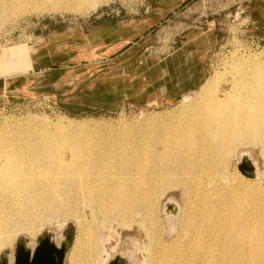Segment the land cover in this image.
<instances>
[{
  "label": "bare ground",
  "instance_id": "6f19581e",
  "mask_svg": "<svg viewBox=\"0 0 264 264\" xmlns=\"http://www.w3.org/2000/svg\"><path fill=\"white\" fill-rule=\"evenodd\" d=\"M83 1L57 2L56 6L80 9ZM230 67L208 76L198 97L185 95L180 110L165 117V125L148 127L141 139L134 138V143L144 142L128 155L114 149L92 152L94 145L87 147L92 133L83 131L86 125H76L65 137L30 134L26 138L30 143L34 137L48 140L42 151L21 148L19 136L25 137L26 132L24 136L7 130L0 135L4 145L0 151V248L16 237L12 229L36 233L43 220L35 214L36 206L45 201L54 212L57 198L63 196L67 216H75L76 196L69 194V188L77 187L85 203L90 207L96 203L97 209L92 208L91 222H80L81 255L70 264H112L118 252L132 254L124 253L118 241L110 250L99 246V232L114 224L126 226L124 234L133 242L138 237L135 233L146 232L151 242H144L143 249L151 260L157 248L152 243L155 235L158 246L170 252L166 264H264V206L254 201L256 196L264 203V149L261 162L253 151V177L242 172L228 180L226 174L230 156L240 145L261 142L264 146V64L255 56L243 55ZM64 146L71 149L69 159L62 152H67ZM178 188L183 189L182 197L175 191ZM163 198L179 201L176 217L162 218ZM167 233L174 238L167 241Z\"/></svg>",
  "mask_w": 264,
  "mask_h": 264
},
{
  "label": "rangeland",
  "instance_id": "374dc122",
  "mask_svg": "<svg viewBox=\"0 0 264 264\" xmlns=\"http://www.w3.org/2000/svg\"><path fill=\"white\" fill-rule=\"evenodd\" d=\"M262 1L182 0L176 2L175 7L171 6L173 7L172 10H167L162 7L161 0H84V6L80 9H77L78 6L69 8L56 6L57 2L70 4L71 0H0V83L8 77L10 81L16 80L19 74L24 73L26 74L21 76H31L32 80L35 81L34 87L27 95L13 93L11 89L14 88V84L9 86L7 92L0 91V135L7 133V130L9 133H22L24 136L28 133L26 134L27 137L21 138L19 136L20 140L18 141H20L21 148L30 151L37 147L36 151H42L48 145V140L34 137V143H30L26 141L30 134L53 133L65 137L71 129L77 128L76 125H86L83 131L88 134L92 133L88 135V138L91 136V139H89L91 141L87 139L89 142L87 147L89 149L93 145L95 147V149L92 147V152L99 150L109 152L114 149L122 152V155L123 153H127L126 155L133 153V148L141 145L144 141L134 143L132 140L134 138L141 139L148 127L165 125L168 122L165 117H172L180 110L183 98L145 106H135L127 102L119 108L88 111L79 114L66 112L61 108L57 96L46 92L45 85L48 81V74L52 71L63 72L68 69L73 71L71 74H81L82 69L86 70L87 67L78 64L85 60L63 58L53 60L52 63L46 64L42 69H40L42 66L37 65L36 72L27 73L33 68L32 58H43V49L48 43L49 35L74 25H83L86 29V27L95 24L96 21L110 19V17L130 21L131 25L135 23L137 24L135 28L138 27L137 20H141L143 24L145 23L144 28L139 26V35L134 36L136 31L132 33L133 38H135L133 40L139 42L142 52L155 54L156 52L161 53V51L164 53L169 52L172 47L176 46L173 42L176 36L185 33H189L190 36H198V34L203 33L208 35L211 44L203 75L202 83H204L212 73L225 72L226 68L229 70L230 65L243 55L255 56L260 63L264 64V35L261 27L253 24L252 18L254 14L256 16L258 13H264V9H262L264 2L262 3ZM257 6H259V9L255 13V7ZM67 51H69L68 48ZM201 87L202 85L197 87L196 93L192 92L190 94H197L196 97H198ZM60 125L62 129H58ZM17 129L22 130V132H17ZM95 131L98 132H96L98 135L94 134ZM259 140L261 139L258 138L257 141L260 142ZM131 141L133 143L130 145ZM86 142L84 139L83 144L88 145V142ZM257 145H240L234 155L230 156V162L226 169L228 180H233L238 173L243 174L239 166L247 167V162H245L247 158L252 162L254 161L253 151H257L258 161H262L264 146L261 142ZM3 146L0 143V151ZM66 146H64L65 149H62H67L68 153L63 150L62 152H65V158L69 159L71 149ZM242 154H247L246 159L242 158ZM262 183L264 185V182ZM247 190L253 191L251 189ZM175 191L177 193L180 191L178 195L182 197V188ZM70 193L71 196H76L75 203L72 205V209L76 212L75 216H67L66 211L68 208L63 202V196L57 198L59 202L55 204L56 211L54 212L50 211L47 201L39 207L36 206L39 209L34 207V212L36 208L35 214L43 218L42 222L35 228L36 233L31 234L26 229H20V227H17L18 230L16 228L12 229L10 233L16 231L17 235L12 242L10 241V243L0 248V264H3L4 261L8 264H14L19 248L34 250L41 240L46 239H50L59 246L69 236L71 241L66 249L64 264H70L74 261V258H77L79 254L81 255L77 240L80 222L84 220L92 221V208L96 210L97 204L92 203L90 207L85 203L77 187L69 188ZM225 194L223 192V196ZM221 195L217 199L218 201H220ZM255 197L254 201L264 206V203ZM165 200L163 198L160 202V215L163 219L168 215L176 217L178 210H180L179 201L167 199L166 202ZM146 226L149 227L148 221ZM39 227L41 228L39 229ZM136 230L134 228L133 231L138 232ZM126 231V226L114 224L113 228L108 226L98 234L101 249L106 248V246L109 249L110 245L116 246L119 242L118 244H122L124 253L132 251L133 255L131 252L128 256L122 252H118L116 257L113 255L112 264H128L129 262V264H166L170 252H166L158 246L155 235L152 237V243L157 248L151 260L149 253L143 249L144 242L146 245L151 242L146 232L142 231L141 235L144 234L142 236L135 233V237L138 236L139 238L137 237V241L133 242L134 238L132 239V237L124 234ZM133 231L132 233H134ZM10 233L6 234L11 235L12 233ZM172 235L167 233L165 239L167 241L173 239L174 234ZM154 239L156 240L154 241ZM164 253H167V255ZM161 257L165 260L162 261ZM155 259L156 261H153ZM68 261L69 263H67Z\"/></svg>",
  "mask_w": 264,
  "mask_h": 264
},
{
  "label": "crops",
  "instance_id": "0c3cea01",
  "mask_svg": "<svg viewBox=\"0 0 264 264\" xmlns=\"http://www.w3.org/2000/svg\"><path fill=\"white\" fill-rule=\"evenodd\" d=\"M181 1L161 0V5L172 10L171 6ZM252 16L253 24L260 26L264 35V13ZM137 21L138 27L144 28L145 23ZM130 23L110 17L86 29L83 25H74L55 31L44 46L43 58H32L33 68L27 73L36 72L37 65L42 69L55 59L85 60L78 63L87 67L81 74H71L70 69L52 71L45 85L47 93L57 96L61 108L73 114L115 109L127 102L135 106L170 102L195 92L203 84L211 50L208 35L185 33L173 39L176 46L169 52L146 54L141 51L139 42L133 40L139 35L140 27L135 28L137 24ZM25 74L11 81L9 77H1L5 80L0 83V91L5 93L14 84L13 93L29 94L35 81L31 76H21Z\"/></svg>",
  "mask_w": 264,
  "mask_h": 264
},
{
  "label": "water",
  "instance_id": "95a60500",
  "mask_svg": "<svg viewBox=\"0 0 264 264\" xmlns=\"http://www.w3.org/2000/svg\"><path fill=\"white\" fill-rule=\"evenodd\" d=\"M246 155L247 154L242 158H245ZM245 162H247V167L240 165V170L246 176L253 177L255 175V170L252 166V161L247 158ZM70 241L71 239L69 236L64 243L58 246L50 239H46L41 240L34 250L19 248L15 256L14 264H64L66 249ZM3 264H8V262L4 261Z\"/></svg>",
  "mask_w": 264,
  "mask_h": 264
}]
</instances>
